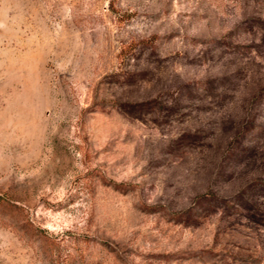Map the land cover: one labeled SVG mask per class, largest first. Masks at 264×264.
Listing matches in <instances>:
<instances>
[{
  "label": "rangeland",
  "instance_id": "rangeland-1",
  "mask_svg": "<svg viewBox=\"0 0 264 264\" xmlns=\"http://www.w3.org/2000/svg\"><path fill=\"white\" fill-rule=\"evenodd\" d=\"M0 264H264V0H0Z\"/></svg>",
  "mask_w": 264,
  "mask_h": 264
}]
</instances>
